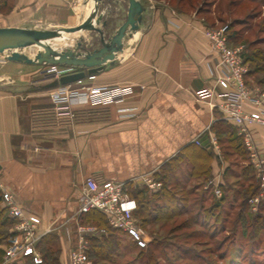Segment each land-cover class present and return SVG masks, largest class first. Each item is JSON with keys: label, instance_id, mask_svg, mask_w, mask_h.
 <instances>
[{"label": "crops", "instance_id": "1", "mask_svg": "<svg viewBox=\"0 0 264 264\" xmlns=\"http://www.w3.org/2000/svg\"><path fill=\"white\" fill-rule=\"evenodd\" d=\"M16 1L10 23L0 28L43 21L74 26L67 23L75 0ZM109 27L105 37L120 25ZM205 28L187 17L144 13L140 29L125 39L113 63L93 79L86 76L81 84L69 85L124 88L123 101L77 105L73 117L61 115L51 100L62 85L39 81L48 65L8 62L0 67L1 179L20 206L42 219L43 230L60 234L68 221H75L87 176L141 187L143 177H155L187 146L215 136L213 125L225 121L221 111L195 97L203 88L220 91L217 56ZM258 131L264 145V129ZM215 159L213 170L220 165ZM71 244L63 253L74 246V232Z\"/></svg>", "mask_w": 264, "mask_h": 264}, {"label": "rangeland", "instance_id": "2", "mask_svg": "<svg viewBox=\"0 0 264 264\" xmlns=\"http://www.w3.org/2000/svg\"><path fill=\"white\" fill-rule=\"evenodd\" d=\"M16 2V0L0 1V26L10 23L8 17L13 12ZM141 2L148 8L145 15H154L160 11L175 18H191L200 25H206L205 29L226 28L229 34L235 35L231 38V46L242 47L243 57L247 60L257 56L255 58L257 59V64L264 68V0H141ZM72 5L73 9L69 15L71 22L67 24L76 26L89 17H93L94 25L99 28H102L104 22L110 26L109 28L113 29L117 25H122L126 20L128 9L127 0H100L98 3L92 0H75ZM28 24H30L27 25L29 26L28 28L31 29L33 27L35 29L37 27V29L68 27L66 24L65 26L53 25L55 23L48 21H43L38 25L31 24V22ZM95 33L94 31H81L74 34L62 33L59 38L48 43L52 44L62 38L65 39V44L55 48L60 52L76 47L77 43L82 39L85 49L92 50L99 46V37L96 39ZM85 39L91 41L87 44L91 43L94 47L90 48L86 45ZM38 51L39 48L37 46L27 47L22 50L23 53L32 58ZM6 54L8 55V53ZM6 54H0V67L9 62L5 60ZM251 61L246 64L248 72L255 69V63H253V60ZM48 66L50 67V65ZM247 80L250 85H256V82L264 80V74L262 72L252 74ZM262 88L264 89V86ZM252 128L256 134L259 149L264 154V145L257 135L259 129H264V125L255 124ZM214 135L217 138V135ZM224 147L228 150V154L225 156L221 143H219L220 165L218 164L217 170L212 169L208 178L209 180L213 176H220L219 179L224 184L221 197L212 195L210 199L200 202V196L205 194L204 191L206 190L204 187L208 180L205 182V178L203 180H189L187 187L189 190L191 189L190 191L194 190L195 195L187 194L189 199L186 203L188 213L180 215L169 221L167 226L162 227V224H164L162 221L156 223L150 221L146 225L142 223V216H137L139 209L137 207L133 222L138 230L146 234V247H140L133 236L119 230L117 234L123 240L135 245L134 251L130 255L122 252L119 257L112 258V260L116 259V263H109L103 260L96 262L89 255L92 249L91 242H89L88 256L92 263L148 264V258H146L147 250L150 248L151 243L155 241L161 243V249L156 251L153 264H264V189L260 187L255 176L248 152L244 158L238 156L236 151L229 147V144L225 143ZM248 166L252 170L251 175L255 178V180L250 182L245 178L248 176L245 173V168ZM227 169L229 172L225 176ZM223 170L224 172H222ZM250 183L257 187V191L252 197L249 196L251 198L247 199L246 205H243L242 200L238 199V193H241L244 186H248ZM147 192L150 194L151 191L147 188ZM234 192L237 198L232 196ZM224 196L226 200L224 203H220V199ZM256 197L259 198L258 202L252 200ZM214 203L220 207L211 208ZM206 209H209L214 216L207 217L204 213ZM215 216L219 218L215 219ZM254 217H258L257 225H255L257 235H253L254 226L250 227L243 220V218L251 220ZM99 220L97 217H79L77 222L67 223L60 234L55 231L51 233L58 238L60 264H62L67 255L66 252L63 253L64 245L67 247L72 245V234L75 232V227L78 223L84 226L99 227L104 230L107 236L111 234L109 230L112 228L108 225L107 220L105 223L100 217ZM7 243L8 240L2 244L0 243L3 262ZM138 253H141V255L137 256ZM40 255L42 257L41 252ZM22 261L19 263H22Z\"/></svg>", "mask_w": 264, "mask_h": 264}, {"label": "built area", "instance_id": "3", "mask_svg": "<svg viewBox=\"0 0 264 264\" xmlns=\"http://www.w3.org/2000/svg\"><path fill=\"white\" fill-rule=\"evenodd\" d=\"M205 37L209 40L212 51L217 56L215 88H203L195 95L199 102H209L217 107L223 119L237 129L238 136L247 150L255 176L264 189V154L257 144L256 134L252 126L264 125V89L260 85H250L246 79L248 73L244 62L242 47H232L229 44L230 34L226 28L205 29ZM5 60L6 57H5ZM4 60V62H5ZM3 62V63H4ZM77 69L72 66L50 65L39 81H59L67 74ZM94 78L93 75L90 76ZM82 83V80L79 81ZM126 90L120 87H86L72 88L69 85L54 89L50 95L56 109L61 115L73 117V108L77 105H110L123 101ZM218 102H212L216 100ZM124 111V110H123ZM209 146L212 147L217 160L221 159L218 139L209 135ZM197 145H202L200 140ZM225 170V169H224ZM224 170L222 172H224ZM220 176H213L205 185V190L212 189L217 197L222 196L223 182ZM142 185L151 192H159L163 183L155 180L154 174L146 175L141 180ZM0 209L6 210L14 221L11 232L14 234L8 239L4 250V263L20 262L30 257L36 264L42 262L38 244L43 237L51 233V229H42V219L34 213L28 212L18 204L15 195L6 188L0 175ZM259 201L256 197L252 199ZM138 204L131 197L126 185L114 181H98L87 176L82 184L78 199V209L75 221L91 211L102 213L112 229L122 230L133 236L140 247H146V234L138 230L133 222V216ZM69 223V221L67 222ZM75 244L67 252L62 264H93L89 259V242L92 237L105 234L104 230L96 226H84L79 223L75 227Z\"/></svg>", "mask_w": 264, "mask_h": 264}, {"label": "trees", "instance_id": "4", "mask_svg": "<svg viewBox=\"0 0 264 264\" xmlns=\"http://www.w3.org/2000/svg\"><path fill=\"white\" fill-rule=\"evenodd\" d=\"M234 34H230L229 36V44L231 45V38L234 37ZM257 57V56H256ZM255 57V58H256ZM253 58V59H252ZM251 59H245L244 62L247 64L249 61L253 60L255 63V69L249 71L246 75V79L250 77L252 74H256L258 72H262L264 74V68H261L257 64V59L252 57ZM252 62V61H251ZM258 67V68H257ZM255 70V71H254ZM248 81V80H247ZM263 81V82H262ZM256 82L261 87L264 86V80ZM249 83V82H248ZM213 132L217 135L218 142L221 143L223 148V152L225 156L228 154V150L224 147L225 143L229 144L231 149L236 151L238 156H242L245 158L247 156V150L245 149L242 139L237 134V129L229 124L226 121H221L212 127ZM216 158L211 146H195L193 144L187 146L183 149L179 154H177L171 161L166 163L160 170L159 173L155 174V180L163 183V187L159 192H147L146 187H126L127 191L138 203V214L137 216H142L141 221L145 225L148 222H161L162 227L167 226L168 222L174 220L184 213H188V197L187 194L195 195V191H190L188 189L189 180H203L204 182L208 180L212 166L211 162ZM218 159V158H217ZM250 166L245 168V173L248 175L246 178L247 181H253L255 178L251 175ZM228 169L225 172V176L228 174ZM224 188V187H222ZM189 190V191H188ZM257 191V187L255 185L244 186L241 193H238V199L242 200L243 205L247 204V199L252 197ZM205 194L200 196V202H204L207 199L212 197L213 192L212 189H207L204 191ZM226 196V195H225ZM222 197L220 199V203H224L226 197ZM233 197L237 195L234 192ZM251 196V197H249ZM248 197V198H247ZM198 198V197H197ZM1 194H0V203H1ZM218 204H212L211 208H219ZM207 217L214 216L212 212L208 209L204 212ZM99 217L102 218L105 223L106 219L103 214L97 211H91L87 214H83L80 217ZM219 218L215 216V219ZM258 218V217H257ZM253 218H243V220L250 227H253V235H257L258 233L255 230V225H257L258 219ZM101 221V220H99ZM14 224V221L8 216L6 210L0 209V243H4L14 234L11 232V228ZM110 229V228H108ZM111 234L109 236L102 234L97 237H92L90 239L92 249L89 252L91 258H93L96 262L99 260H103L109 263H116V259L112 260V258L119 257L122 252L123 254L130 255L134 249L136 248L133 243L126 242L122 239L120 235L117 234L119 230H109ZM128 234V233H127ZM57 236L51 233L47 234L45 237L41 239L38 244V249L42 254V262L40 264H60L58 253L60 251L58 247ZM161 249V243L155 242L151 243L150 248L147 250L148 264H153L155 261V253L156 251ZM2 249L0 250V264H5L3 259L1 258ZM141 255L138 253L137 256ZM8 264H36L34 260L30 257L24 258L22 263L14 262Z\"/></svg>", "mask_w": 264, "mask_h": 264}, {"label": "water", "instance_id": "5", "mask_svg": "<svg viewBox=\"0 0 264 264\" xmlns=\"http://www.w3.org/2000/svg\"><path fill=\"white\" fill-rule=\"evenodd\" d=\"M95 3L100 0H92ZM128 9L125 22L112 35L105 37V29L109 25L103 23L102 28L96 27L93 17L83 23L61 29H31L20 27L0 28V54H6L9 62L28 65H59L72 66L77 70L59 79L62 86L79 82L86 76L95 75L105 69L107 63H113L116 55L123 51L124 41L130 34L137 32L143 23L146 5L141 0H127ZM81 31L96 32L99 35V46L92 50L85 49L82 39L76 47L57 51L48 42L59 38L62 33L74 34ZM37 46L39 51L32 58L22 50ZM203 146H209L208 135L201 138Z\"/></svg>", "mask_w": 264, "mask_h": 264}, {"label": "bare ground", "instance_id": "6", "mask_svg": "<svg viewBox=\"0 0 264 264\" xmlns=\"http://www.w3.org/2000/svg\"><path fill=\"white\" fill-rule=\"evenodd\" d=\"M64 42H65V39L62 38L60 41H56V42H54L52 44L50 43V44L53 48H57V47H60L61 45L65 44Z\"/></svg>", "mask_w": 264, "mask_h": 264}]
</instances>
